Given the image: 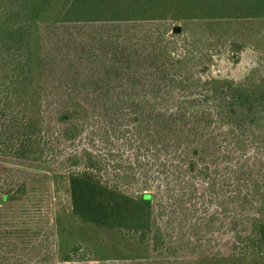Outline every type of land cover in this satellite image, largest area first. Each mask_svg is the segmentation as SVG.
Instances as JSON below:
<instances>
[{"label":"rangeland","instance_id":"1","mask_svg":"<svg viewBox=\"0 0 264 264\" xmlns=\"http://www.w3.org/2000/svg\"><path fill=\"white\" fill-rule=\"evenodd\" d=\"M229 20L231 24L222 23L213 29L207 20L199 17L176 20L171 15L148 21L82 22L84 24L62 26L61 35L54 36L46 27L41 28L43 53L55 60L47 80L56 98L48 96L44 108L47 137L52 138V145L49 156L41 160L0 155V264H245L249 259L250 263L257 260L264 264V255L241 252L244 245L240 238L250 232L256 211L264 206V199L257 200L250 192L240 193L241 189L246 192L240 187H247L250 181L236 182L233 173L234 168L243 163L244 168H263L264 150L255 151L250 141L236 147L243 134H230L221 124L196 130L195 125L200 121L189 120L186 126L193 129L189 137L182 136L178 132L179 123L185 124L186 117H178L175 125L173 120L158 117L156 109V117L146 120L145 133H148L143 137L141 125L132 111L137 106L130 102L115 108L114 117L110 113L105 117L98 113L99 117L91 119L82 130L78 121L71 128L69 122L59 118L64 97L69 96L62 92L69 86H75L78 92L94 94L96 86L92 78L108 71L111 78L122 77V81L117 78L112 82V86L118 84L116 90L123 85L128 87L126 71L122 74V68L108 69L112 62L115 64L116 59L110 58V53L117 47L137 51L138 68L145 66V70L163 79L165 75L154 64L153 57L160 54L154 51L155 44L159 49L171 50L167 55L158 56L163 61L172 59L169 66L173 81L177 83L178 79L187 77L182 83L187 87L174 86L181 98L201 91L198 78L230 79L244 86L257 82L264 73V21L251 25ZM175 26L180 27L179 32L173 30ZM212 30L217 33L213 34ZM111 35L115 37L112 43ZM62 38L73 52L72 43L93 42L95 53L101 54L103 63H111L101 66L93 63L96 59L88 63L80 56L78 59L83 61L84 67L68 65L64 56L69 48L61 51ZM252 44L257 45V49ZM75 72L80 73V80L75 85L68 84V81L72 83ZM87 74L92 78L84 81L82 76ZM86 105L95 110L92 100ZM165 105L163 101L161 106ZM96 108L103 110L100 104ZM173 108L169 101L168 110ZM139 110L142 113L143 109ZM13 114L12 126L16 129L13 133L17 136L18 124L25 112L14 111ZM75 119H71L72 122ZM68 128L75 134L64 135ZM211 134L215 137H210ZM163 135L170 152L165 154L163 150L162 158L172 157L175 137L192 142L190 147H187L189 143L184 145L186 155L200 143L203 158L198 166L204 171L211 170L214 182L203 180L198 168L191 171L187 158L179 167L183 172L179 179H171L167 184L151 181L154 187L160 185V188L152 199V223L146 231L100 227L74 214L69 186L71 172L85 170L93 161L95 165L89 170L98 181L136 195L145 186L139 176L144 155L149 154L154 161L160 156L159 150L149 153L150 150L144 151L139 146L143 141L151 150L157 148L155 145L160 142L151 137L159 139ZM205 164L209 165L208 169Z\"/></svg>","mask_w":264,"mask_h":264},{"label":"trees","instance_id":"2","mask_svg":"<svg viewBox=\"0 0 264 264\" xmlns=\"http://www.w3.org/2000/svg\"><path fill=\"white\" fill-rule=\"evenodd\" d=\"M170 15L176 20L183 17L194 19L199 17L207 20L211 28H217L219 24L226 22L231 24L232 20L229 19H236L235 23L241 24L250 22L252 25L264 21V0H0V155L30 157L35 160L49 156L52 138L47 137V115L44 108L48 96L56 98L51 94V87L48 86L50 81L47 80L48 71L53 69L55 60H50L43 53L42 27H46V31L54 36L61 35V27L67 24L148 21ZM114 39L113 35L109 36L111 43ZM60 43L63 46L62 52L69 48L67 53L64 52L68 65L78 64L79 67H84L81 65L83 61L78 59L80 56L85 57L88 63L96 59L93 63L98 62L101 66H108L111 63L110 61L107 64L103 63L101 54L95 53L96 46L93 42L79 41L74 42L75 45L72 43L74 52L68 47L69 44L65 43L64 38ZM242 45L245 44L240 46ZM251 46L257 49V45ZM154 51L160 53L158 55H167L171 50L159 49L155 44ZM135 54L139 55L137 51L120 47L114 48V52L110 53V58L116 60L108 69L113 71L122 68V74L126 71L129 75H125L129 78L125 80L128 87L123 85L122 89L116 90L118 84L112 86V82L117 78L122 81L121 75L111 78L108 71H103L98 73L95 79L89 74L82 76L84 81L92 78L96 86L94 94L88 91L78 92L75 86L65 88L67 91L62 93H68L69 96L64 97L60 120L69 122L71 128L78 121L82 130L86 123L99 117V114L105 117L106 113H110L114 117L115 108L123 107V104L130 102L137 106L132 111L141 125L140 134L144 133L143 137L148 133H145L148 124L146 120L156 117L155 110L158 109V117L164 116L168 121L173 120L175 125L178 124L176 123L178 117H186L185 124L179 123L178 132L182 136L189 137L188 133L193 129L189 125L186 126L189 120L196 123L200 121L195 125L196 130L204 129V126L210 124H221L227 127L230 134L235 133V136L243 134L239 140L236 139V147L250 141V147L255 151L264 150V73L250 86L241 85L230 79L198 78L199 84H202L201 91L181 98L174 86L187 87L182 84L187 77L178 79L177 83L173 81L174 75L170 72L169 66L172 59L163 61L158 55L153 57L154 64L165 75L163 79L157 73L145 70V66L140 70ZM79 76L80 73L75 72L72 83L68 81V84L75 85L80 80ZM69 78L71 80V77ZM193 80L197 82L195 78ZM71 89L73 90L70 91ZM90 98L96 112L86 105L87 101H91ZM160 100L165 101L167 105L161 106L163 101ZM169 101L175 107L172 110H168ZM99 104L103 107L102 111H97L96 106ZM140 108L143 109L142 113ZM14 111L21 114L25 112L18 124L17 136L13 133L16 129L12 126ZM71 119L76 121L72 122ZM71 128H68L64 135L75 134ZM237 129H240V132H236ZM157 131L161 132L159 129ZM210 137L215 135L211 134ZM151 138L160 142V145H155L157 148L152 146L151 150L143 141L139 147L144 151L150 150L149 153H157L159 150L160 156L154 161L148 152L146 153L148 155H144L145 159L141 161L143 169L139 176L142 177L145 186L136 195L98 181L92 170H89L95 165L93 161L88 163L85 170L71 172L69 186L74 214L83 221L100 227L146 231L152 223V199L160 188V185L154 187L151 181H162L167 184L171 179L176 177L179 179L183 174L179 167L187 158L188 165L192 167L191 171L198 168L203 180L214 182L211 170L204 171L198 166V162L203 158V150L199 148L200 143L195 144L197 139L193 143L196 148L191 154L186 155L184 145L189 143L187 147H190L192 142H189L190 139L185 141L175 137L176 144L172 157L162 158L163 150L165 154L170 152L167 140L164 135L159 139L156 136ZM262 163L263 168L261 166L244 168L243 163L233 170L236 182L250 181L247 187H240L245 188L246 192L239 189L240 193L250 192L257 200L264 199V160ZM204 166L209 168L208 164ZM216 172L218 175L219 171ZM244 207L242 203L241 209ZM255 215L257 216L251 222L250 232L240 238L241 244L244 245L241 252L264 255V206L257 210ZM245 264L260 263L257 260L250 263L249 259Z\"/></svg>","mask_w":264,"mask_h":264},{"label":"water","instance_id":"3","mask_svg":"<svg viewBox=\"0 0 264 264\" xmlns=\"http://www.w3.org/2000/svg\"><path fill=\"white\" fill-rule=\"evenodd\" d=\"M175 32H179L180 31V27L179 26H175L173 29Z\"/></svg>","mask_w":264,"mask_h":264}]
</instances>
